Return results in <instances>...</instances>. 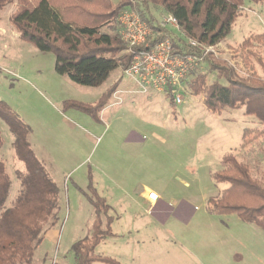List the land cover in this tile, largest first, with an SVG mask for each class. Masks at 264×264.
Segmentation results:
<instances>
[{"label":"rangeland","instance_id":"1","mask_svg":"<svg viewBox=\"0 0 264 264\" xmlns=\"http://www.w3.org/2000/svg\"><path fill=\"white\" fill-rule=\"evenodd\" d=\"M111 1L118 4L121 0ZM134 5L144 10L141 2ZM15 9V2L0 9V101L28 127L30 148L59 189L56 217L43 225V241L30 264L73 263L70 248L91 234L95 219L92 206L78 190L91 196L88 176L94 177L98 195L114 210L100 211V230L110 218L111 231L117 234L96 247L95 253L102 258L118 264H264V240L253 232L257 226L235 214L203 216L208 212L207 201L219 198L227 188L213 178L223 170L225 156L247 164L251 174L264 182V136L259 134L258 121L245 116L243 108L223 109L219 115L207 111L204 94L193 96L188 89L191 78L181 86L179 105L165 94L157 95L149 106L138 101L130 104L123 96L122 105L113 108L116 112L101 115L102 90L108 103L117 85L134 82L120 68L101 90L56 74L53 54L41 53L19 39L9 22ZM147 14L158 26L167 16L153 4H148ZM112 27L119 32L117 23ZM102 31L113 33L106 25ZM260 35H264V2L244 0L231 33L213 57L231 69L234 78L264 81V38ZM196 70L205 75L206 85L217 79L216 72L203 62ZM219 83L226 85L224 80ZM135 128L146 136V146L139 152L125 142L126 134ZM0 136V162L10 181L4 205L8 208L19 194L17 176L24 167L14 155V136L1 119ZM109 179L125 182L126 194L140 180L156 192L162 188L170 198H186L197 207L198 221L188 228L149 226L144 211ZM163 211V207L155 209L160 223Z\"/></svg>","mask_w":264,"mask_h":264},{"label":"trees","instance_id":"2","mask_svg":"<svg viewBox=\"0 0 264 264\" xmlns=\"http://www.w3.org/2000/svg\"><path fill=\"white\" fill-rule=\"evenodd\" d=\"M243 1L121 0L113 4L111 0H0V9L15 2L16 9L9 22L19 39L30 43L41 53L53 54L56 74L89 88L100 87L115 70L128 68L135 52L147 50L139 47L126 52L127 45L112 27V24H118L122 11L133 10L154 33L153 43L169 34L175 55L200 58L208 70L216 72L217 79L209 85L205 83V75L197 72L196 68L186 79L191 78L188 89L193 96L204 94L203 105L207 111L219 115L223 109L243 108L245 116L258 121L262 127L259 134L264 136V81L253 77L245 81L234 78L233 71L221 66L213 53L187 43L193 40L204 47L221 43L230 34ZM134 2H141L144 10L138 9ZM148 4L173 17L183 37L155 25L147 14ZM105 25L113 33L102 31ZM258 38L263 39L264 35ZM219 80H224L226 85L220 84ZM105 105L106 100L101 97L100 111ZM0 119L14 136V155L24 167V172L17 176L19 194L12 206L5 208L10 181L0 162V264H30L43 241V225L49 218L56 217L59 189L30 148L28 127L2 101ZM246 132L245 129L243 138ZM2 144L0 136V148ZM222 164L223 170L215 173L213 178L216 183H226L227 188L219 198L207 201V211L214 215L235 214L241 221L264 231V182L254 177L249 166L238 162L233 155L225 156ZM78 190L92 206L95 219L91 234L71 246L72 264H118L95 253L96 247L106 237L112 236L110 218L106 219L103 230L99 228L100 211H107L110 207L92 186L91 176H88L87 186L91 196Z\"/></svg>","mask_w":264,"mask_h":264},{"label":"built area","instance_id":"3","mask_svg":"<svg viewBox=\"0 0 264 264\" xmlns=\"http://www.w3.org/2000/svg\"><path fill=\"white\" fill-rule=\"evenodd\" d=\"M118 25L121 39L128 47L126 52H131L134 48L139 47L147 49L133 54L131 64L122 71L123 74L134 82L141 93L152 90L165 94L171 98L175 105H179L181 103V86L201 62V59L190 55H175L171 47L170 35H165L162 40L153 43L154 33L133 10L122 11L118 17ZM159 26L163 29L171 27L183 37L176 20L171 16H166ZM187 43L191 47L213 54L219 46L217 44L204 47L193 40H188ZM146 198L151 203L158 200L157 194L152 191L146 192Z\"/></svg>","mask_w":264,"mask_h":264},{"label":"crops","instance_id":"4","mask_svg":"<svg viewBox=\"0 0 264 264\" xmlns=\"http://www.w3.org/2000/svg\"><path fill=\"white\" fill-rule=\"evenodd\" d=\"M231 33V32H230ZM18 37V35L16 34ZM229 36V35H228ZM109 80V79H108ZM106 82L101 85L100 87L94 88L95 90H101L103 86H105ZM103 92L99 94V97H102ZM160 93H156L152 90H147L146 93H141L140 89L134 84H119L117 85L113 95L111 98L108 100V103L102 108L100 111L101 115H103L105 112L112 110V112H116L114 110L116 107H119L123 103V96H127V99L129 100L130 104H133L134 102H139L138 104H141L142 106H149L152 103V100L157 97ZM114 108V109H113ZM111 112V113H112ZM154 137H158L157 135H153ZM159 140H162L159 138ZM125 142L131 146L135 151L139 152L144 148L146 145V136L139 130L135 129H130L129 132L125 136ZM110 182L114 183L117 188H120L124 194H126V191L124 190V183L123 181L118 182L114 181L112 179H109ZM91 181H92V186L94 184L95 187H97L96 182L94 180V177L91 176ZM135 184L133 185V190L130 193H127L126 196H129L131 198V201L133 204L138 206L141 210L144 211L145 215L149 217V222L147 220V225H155V226H161V227H173L175 225L188 228L191 226L193 223H197V207L193 206L191 201L183 198V197H177L175 199L170 198L165 191L161 188V192H156L149 188L147 184L144 182H141L140 180L134 182ZM93 186V187H94ZM94 187V189H95ZM96 190V189H95ZM147 191H152L157 194L158 200L155 203H151L147 200L146 198V192ZM220 195V194H218ZM105 199V198H104ZM106 201V199H105ZM110 207V206H109ZM161 207H163V212H165L164 216L161 218V223L159 222V219L155 218V209L161 210ZM174 209L176 210L174 213H170V210ZM93 210V209H92ZM110 211H114L113 208L110 207ZM209 212L206 213L208 215ZM214 215V214H213ZM118 218V216H117ZM116 218V219H117ZM205 218V217H204ZM115 219V220H116ZM114 220V221H115ZM113 221L110 223V230H111V225ZM87 226V225H86ZM145 226V225H144ZM146 228V227H145ZM254 234L258 237L257 239L263 238L264 240V231L261 230L260 228H256L255 231H253ZM112 233V231H111ZM130 234L131 231H128ZM137 233V232H136ZM114 237L117 236V234L112 233ZM263 236V237H262ZM103 242V241H102ZM101 242V243H102Z\"/></svg>","mask_w":264,"mask_h":264}]
</instances>
